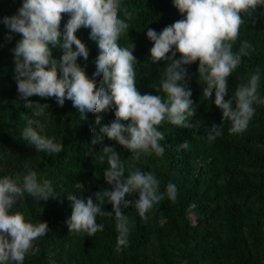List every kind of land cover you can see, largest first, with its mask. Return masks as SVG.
<instances>
[{
  "label": "trees",
  "instance_id": "obj_1",
  "mask_svg": "<svg viewBox=\"0 0 264 264\" xmlns=\"http://www.w3.org/2000/svg\"><path fill=\"white\" fill-rule=\"evenodd\" d=\"M22 3L0 0V20L17 14ZM125 11L134 15L128 33L118 44L129 48L133 45L137 60L135 86L141 95L163 96L158 89L168 61L150 60L153 42L146 33L148 28L159 33L183 16L172 0H122L121 18ZM69 18V14H62L61 30ZM75 35L87 53V61L78 59L77 66L85 79L91 80L98 53L88 42L87 31L80 29ZM20 39V34L0 23V153L5 154L0 160V175L15 179L34 171L38 178L50 181L52 188L50 199L36 201L26 196L14 209L26 220L44 224L49 233L34 242L23 264H264V105L255 106L256 113L245 132L230 134V122L222 120L221 110L212 102L214 93L209 100L203 97L206 85L199 81L197 60L185 66L194 115L187 128L167 121L158 126L164 136L162 157L153 154L135 160L130 150L106 136L92 145L89 129L98 132L100 126L110 124L115 119L114 108L85 117V123L79 124L70 103L61 107L55 98L33 95L28 98L31 102L48 106L43 134L62 146L58 155L38 152L20 135L27 120L34 119L32 109L26 107L17 91L12 50ZM243 41L249 42L254 51L242 57L241 64L227 78L229 95L260 69L258 92L264 97V7L247 17L233 51ZM49 47L54 58L62 56L59 44ZM180 55L177 53L175 58ZM96 115L103 117L101 125L95 124ZM213 125H219L222 135L209 141L207 134ZM105 146L113 147L120 155L126 175L129 167L153 173L160 181L162 195L146 213L147 219L139 216L134 205L122 209L130 233L127 247L119 253L115 251L118 232L114 217L97 216L103 231L93 236L68 233L65 228L71 215L68 197L85 201L91 197L95 202V193L111 189L103 177L108 165L99 160ZM169 182L178 189L175 202L165 194ZM126 198L134 201L138 194ZM104 211L111 212L112 205L105 204Z\"/></svg>",
  "mask_w": 264,
  "mask_h": 264
},
{
  "label": "clouds",
  "instance_id": "obj_2",
  "mask_svg": "<svg viewBox=\"0 0 264 264\" xmlns=\"http://www.w3.org/2000/svg\"><path fill=\"white\" fill-rule=\"evenodd\" d=\"M172 4L183 18L159 33L151 28L146 33L153 42L150 60L168 61L159 82L158 90L163 96L141 95L135 86L137 60L133 45L129 48L118 44L121 36L128 33L129 21L134 15L125 11L124 18L120 17L122 0H23L17 14L3 17L0 23L10 32L21 35L12 50L15 79L17 91L34 117L27 120L21 137L38 152L58 155L62 151L61 144L43 134L48 106L28 99L38 95L55 98L61 107L65 102L70 103L79 124L85 123V117L114 108L115 119L110 124L100 126L98 132L89 129L93 134L92 145L101 143L106 136L130 150L135 160L153 154L162 157L164 136L158 126L167 121L187 128L189 118L194 115L185 66L197 60L199 81L206 85L203 97L209 100L214 93L212 102L221 110L222 120L230 122V134L245 132L256 113L255 106L264 105V97L258 92L261 71L257 69L231 95L227 78L241 64L242 57L254 51L247 41L237 51H233V45L247 17L264 7V0H172ZM62 14L70 17L63 30L60 28ZM80 29L88 32V42L98 53L91 80L85 79L76 63L78 59L82 63L87 61L85 48L75 35ZM57 44L63 50L59 59L53 57L49 47ZM177 53L181 54L178 59ZM102 118L96 115L95 124L101 125ZM220 135L219 125H213L207 139L214 141ZM4 158L5 154L0 153V160ZM99 160L108 165L103 177L111 189L95 193V202L91 197L86 201L68 197L71 215L65 228L68 233L93 236L103 231L97 216L114 217L118 232L115 251L119 253L127 247L130 233L129 220L122 209L134 205L139 216L147 219L146 213L162 199L160 181L151 172L131 167L126 175L125 163L111 146L102 149ZM133 194H138V199L126 198ZM165 194L175 202L176 185L169 182ZM26 196L36 201L50 199V181L38 178L34 171L15 179L0 175V264H23L34 242L49 234L44 224L26 220L21 212L14 211ZM109 203L112 211L105 212L104 205Z\"/></svg>",
  "mask_w": 264,
  "mask_h": 264
}]
</instances>
